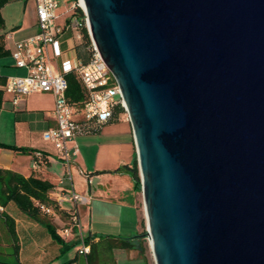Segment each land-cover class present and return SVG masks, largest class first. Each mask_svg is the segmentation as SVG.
<instances>
[{
  "label": "water",
  "instance_id": "obj_1",
  "mask_svg": "<svg viewBox=\"0 0 264 264\" xmlns=\"http://www.w3.org/2000/svg\"><path fill=\"white\" fill-rule=\"evenodd\" d=\"M131 126L154 264H264V0H80Z\"/></svg>",
  "mask_w": 264,
  "mask_h": 264
},
{
  "label": "crops",
  "instance_id": "obj_2",
  "mask_svg": "<svg viewBox=\"0 0 264 264\" xmlns=\"http://www.w3.org/2000/svg\"><path fill=\"white\" fill-rule=\"evenodd\" d=\"M35 31L34 21L29 24L21 22L18 25H14L5 37L6 47L11 52L18 40L33 35ZM80 40L73 33H70V37L66 39L65 50L63 51L66 52L65 56L71 62L77 59L73 48L80 43ZM8 58L10 59H8L7 63L0 65L8 69L9 74L4 76L25 74L24 70L14 66L11 56ZM53 61H55V64H53ZM51 62L54 69L59 71V60L52 59ZM38 107L43 112L42 127L44 131L54 125V118L51 112L53 99L51 98L47 105ZM95 134H98L99 138L104 139V141L99 140L97 142L96 150L92 155V162L88 163L83 156L79 155L78 149V153L70 166L73 189L86 200L85 204L76 207L80 224L85 234L108 235L110 233L109 235L129 237L141 231V221L145 220L139 209L140 192L133 189V182L129 174L110 171L130 164L134 156H136L131 126L125 117L118 122L104 124L99 132ZM78 135L73 140L76 145V137ZM89 148L92 149L93 147L90 146ZM20 155L22 154L0 148V168L24 177L34 174L41 179L48 180L54 185L49 193L50 198L57 197L60 190L70 188V182L64 177L65 167L60 160L55 161V156L53 159V156L48 152L34 149L28 154V159L19 160L18 157ZM37 155L40 157L41 155L45 156L48 159V163L45 165L38 163V167L33 169L34 161L38 160ZM58 166H60V171L56 172ZM75 167L82 169L80 175ZM63 178V183L59 184V181ZM6 210H9L11 216L15 219V229L19 244V261L21 264H59L61 261L74 257L75 251L73 256L67 259H59L60 246L51 240L44 227L20 216L11 206L7 208L0 206V215ZM51 222L59 231V229L64 227L67 219L61 215H55L52 217ZM112 231L115 232L112 234ZM0 238L5 243L6 236L4 235L2 224H0ZM113 255L115 258L114 264H148L135 249H115Z\"/></svg>",
  "mask_w": 264,
  "mask_h": 264
},
{
  "label": "built area",
  "instance_id": "obj_3",
  "mask_svg": "<svg viewBox=\"0 0 264 264\" xmlns=\"http://www.w3.org/2000/svg\"><path fill=\"white\" fill-rule=\"evenodd\" d=\"M33 1L36 31L33 35L18 40L10 52L14 66L24 70L25 74L7 77L3 89L5 93L11 94L13 107L22 96L33 93L52 95L51 112L54 125L44 130L42 137L54 146L58 159L65 167L64 177L71 184L70 166L78 153V147L73 143L74 137L81 134L88 125L99 126L107 122L117 106H121L125 111L124 102L119 86L93 44L92 54L86 64H82L78 59L71 62L65 56L66 52L61 49L60 39L66 32L81 39V28L84 26L87 29L84 10L80 8L82 17L72 15L75 7L72 5L66 11L67 15L60 18L57 8L61 0ZM52 59L59 60V71L54 69ZM70 72L76 73L87 95L82 109L70 104L66 98L67 82L64 74ZM37 158L32 165L33 169L38 167L39 155ZM63 180L64 178L59 184H62ZM50 199L53 205H41V212L55 216V207L59 211L69 213L68 221L58 233L66 241L76 237L79 241L78 255L84 257L89 252L90 245L85 240L86 235L76 207L85 204V198L78 195L71 184L69 189L60 190L57 197Z\"/></svg>",
  "mask_w": 264,
  "mask_h": 264
},
{
  "label": "trees",
  "instance_id": "obj_4",
  "mask_svg": "<svg viewBox=\"0 0 264 264\" xmlns=\"http://www.w3.org/2000/svg\"><path fill=\"white\" fill-rule=\"evenodd\" d=\"M9 0H0V59L8 58L11 56L9 49L5 45V37L7 31H4V18L2 15V8ZM72 15L82 17V10L80 7L75 6ZM81 40L80 43L74 46V50L77 59L86 64L92 54V42L88 35L87 29L83 26L80 30ZM70 37V32H66L60 39L61 49L65 50L64 44L66 39ZM64 78L67 82L66 98L70 104L76 106L78 109H82L87 101V95L84 91L80 81L74 72L64 74ZM7 76L0 75V110L3 103L6 101L4 86ZM126 117V113L121 106H117L114 110L112 117L104 124L118 122ZM88 125L84 128L81 134H95L98 133L101 126ZM0 148L9 149L20 154H30L32 152L29 148L16 147L14 145H8L0 142ZM40 157V156H39ZM39 164H47L48 159L45 156L40 157ZM110 172H125L129 174L133 182V189L140 192L141 184L140 177L137 169L136 156L130 164L123 165L116 170ZM54 185L48 180L41 179L34 174L28 177H24L15 172L0 168V206L7 208L8 206L19 213L20 216L27 220L37 223L44 227L51 240L60 246V253L58 258H63L67 252L73 250L78 246L79 241L76 237L70 240H64L58 233L56 226L51 222L53 216L44 214L41 212L40 206H52L53 202L49 197L50 191ZM56 215H61L68 221L69 213L66 211H59L54 207ZM0 224L4 227V235L6 241L0 238V249L8 250L6 255L11 257V260L6 261L0 259V264H21L19 261V244L15 229V219L11 216V212L6 210L0 215ZM85 240L89 243V252L84 256H79L76 249L74 257L71 259L61 261L59 264H114L115 258L113 251L115 249L137 250L140 255L146 260L147 245L144 221H141V231L124 237L120 235H94L85 234Z\"/></svg>",
  "mask_w": 264,
  "mask_h": 264
},
{
  "label": "rangeland",
  "instance_id": "obj_5",
  "mask_svg": "<svg viewBox=\"0 0 264 264\" xmlns=\"http://www.w3.org/2000/svg\"><path fill=\"white\" fill-rule=\"evenodd\" d=\"M79 3L80 0H61L60 5L57 8V14L60 15V18H63L67 15L66 11H68V9L72 5L80 7ZM1 12L5 22L3 30L7 32L12 30L14 25H18L21 22L29 24L35 21V7L32 0H9V2L5 6H3ZM8 59L10 58L0 59V65L2 63H7ZM75 60L76 59H74L73 61L75 62ZM53 64H55V61H53ZM7 70V68L0 66V75L9 74ZM51 98L52 95L50 93H33L28 96L20 97L18 104L13 107L11 103V94L5 93L6 101L3 103L2 109L0 110V142L8 145L16 144L14 145L16 147L48 152L53 156V159L55 156V161H59L54 146L50 142L43 140V112L41 111V109H38V106L47 105L50 102ZM99 140H102V138H99L98 134H81L76 137L79 155L83 156V158H85L88 163L92 162L93 160L92 155L96 150V145L98 144L97 142H99ZM102 141H104V139ZM90 146L93 148H89ZM23 158L28 159L29 155L22 154L18 157L19 160ZM76 167L75 169L80 175L82 169H77ZM59 171L60 166H58L56 172ZM139 209L142 217L144 218L141 192ZM144 222L146 231V221L144 220ZM113 232L115 231H112V234ZM145 241L147 245L146 262L148 264H154L147 237ZM77 248L78 246H76L73 250L67 252V254L63 258L67 259L68 257L73 256L74 251H76ZM6 252L8 253V250L3 248L0 249V259L9 261L11 260V257L6 255Z\"/></svg>",
  "mask_w": 264,
  "mask_h": 264
},
{
  "label": "bare ground",
  "instance_id": "obj_6",
  "mask_svg": "<svg viewBox=\"0 0 264 264\" xmlns=\"http://www.w3.org/2000/svg\"><path fill=\"white\" fill-rule=\"evenodd\" d=\"M80 4H81V6H83L81 1H80Z\"/></svg>",
  "mask_w": 264,
  "mask_h": 264
}]
</instances>
